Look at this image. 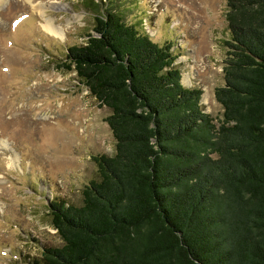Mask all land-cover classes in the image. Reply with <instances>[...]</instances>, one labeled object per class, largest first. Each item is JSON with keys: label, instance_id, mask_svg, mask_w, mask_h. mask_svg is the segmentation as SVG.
Masks as SVG:
<instances>
[{"label": "trees", "instance_id": "obj_1", "mask_svg": "<svg viewBox=\"0 0 264 264\" xmlns=\"http://www.w3.org/2000/svg\"><path fill=\"white\" fill-rule=\"evenodd\" d=\"M117 2L83 0L91 31L56 63L109 109L114 152L81 204L47 201L61 244L34 264H264V0H225L218 122Z\"/></svg>", "mask_w": 264, "mask_h": 264}, {"label": "rangeland", "instance_id": "obj_2", "mask_svg": "<svg viewBox=\"0 0 264 264\" xmlns=\"http://www.w3.org/2000/svg\"><path fill=\"white\" fill-rule=\"evenodd\" d=\"M117 3L154 41L174 42L182 83L202 90L203 109L218 122L225 0ZM46 22L59 34L46 31ZM92 24L83 0L0 1V264H34L43 247L60 245L47 201L81 204L82 188L97 176L91 156L114 152L104 122L109 109L74 72L56 68L67 46L86 41Z\"/></svg>", "mask_w": 264, "mask_h": 264}, {"label": "bare ground", "instance_id": "obj_3", "mask_svg": "<svg viewBox=\"0 0 264 264\" xmlns=\"http://www.w3.org/2000/svg\"><path fill=\"white\" fill-rule=\"evenodd\" d=\"M1 1V0H0ZM43 27H44V29L46 30V31H48L49 33H51V34H54V35H58L59 34V32L57 31V29H55L54 27H53V25L51 24V22H46L44 25H43Z\"/></svg>", "mask_w": 264, "mask_h": 264}]
</instances>
